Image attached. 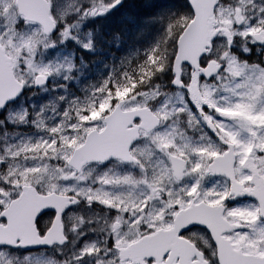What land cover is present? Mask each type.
Returning a JSON list of instances; mask_svg holds the SVG:
<instances>
[{
	"label": "flooded vegetation",
	"instance_id": "1",
	"mask_svg": "<svg viewBox=\"0 0 264 264\" xmlns=\"http://www.w3.org/2000/svg\"><path fill=\"white\" fill-rule=\"evenodd\" d=\"M219 4L223 10L219 27L231 35L218 40L209 56L227 51L228 57L220 61L218 75L202 80L200 85L240 83L246 100L228 113L223 107L216 109L212 102L210 108L202 105L198 109L185 89L188 77L184 76L183 87L174 94L179 95L187 113H179L183 108L172 102H126L123 109L127 112L148 107L158 118V126L145 132L141 118L135 117L125 126L126 131L134 127L137 131L132 147L127 149L129 160L112 159L85 167H93V174L106 171L113 178L120 177L118 181L97 182L119 196L80 199L69 210L74 213L73 219L63 214V235L55 242L47 248L17 252L55 255L56 260L68 256L70 260L61 264H97L98 260L106 264L115 239L122 264H148L149 257L151 264H207L194 245L204 244L207 230L197 229L199 233L190 239L177 234L185 224L197 221L211 230L222 264H264V237L244 242L243 233L233 240L237 234L230 232L253 223L264 227V156L257 155L264 152V42L252 39L264 37V26L260 25L264 21V0H220ZM18 8V0H0V30L5 12L13 11L22 23L26 22ZM16 39L14 35L10 41ZM0 43H10L3 31ZM246 91L251 92L249 99ZM193 98L205 102L203 97ZM114 106L111 102L110 110ZM129 117L130 113L125 121ZM168 121L179 123L174 132ZM122 177L124 181H120ZM240 192L255 195L259 203L256 205L251 195H239L226 200L229 209H225V197ZM19 194L18 186L11 196ZM104 201L108 203H101ZM174 205L179 207L173 210ZM125 212L129 217L139 215L129 223ZM53 218L54 213L49 211L41 221L42 231ZM121 223L126 227L120 229ZM91 247L100 251L85 254L84 250ZM242 247L246 251H241ZM165 252L169 253L166 260L162 259ZM194 254L197 260L191 259Z\"/></svg>",
	"mask_w": 264,
	"mask_h": 264
},
{
	"label": "rangeland",
	"instance_id": "2",
	"mask_svg": "<svg viewBox=\"0 0 264 264\" xmlns=\"http://www.w3.org/2000/svg\"><path fill=\"white\" fill-rule=\"evenodd\" d=\"M121 0H52L51 13L55 20L60 16L72 11L77 14L78 24H73L63 31V37L56 35V39L48 40L40 32L38 27L26 24L19 28H13L14 12H5L4 34L7 35L8 44L6 49L14 64L17 76L28 86L31 79L33 85L34 73L46 70L45 75L50 79V87L34 90L27 93L26 97L14 103L7 109L0 119V193L1 183H18L30 180L44 182L48 180L55 182L56 178L62 182V187L83 196L80 185L92 182L88 171H84L78 178H73L72 173L61 161L69 156L71 149L78 144V137L85 133L87 127L98 122L96 118L103 110L104 104L109 100L100 92H94L88 87L80 85V77L86 64L81 60L75 62L74 53L65 49L50 52L57 46L64 45V37L74 38L75 28L78 26V47H91L88 37L82 39L79 33L82 22L94 19L98 9L105 13L112 5L120 3ZM72 8V5H74ZM220 12V10H219ZM82 21V22H81ZM17 35L15 41L11 40ZM63 40V41H60ZM78 73V79L73 72ZM80 76V77H79ZM72 82L77 89L69 87ZM213 84L212 86H215ZM205 93L213 92L211 86L204 87ZM250 97V92H246ZM155 93L144 94L141 100H146ZM159 100L164 103H177L184 108L181 99L177 96H166ZM214 102V96H211ZM238 84L234 87H226L225 94L218 97L222 104L229 101L241 100ZM136 99L132 101H139ZM223 107V105H222ZM179 123L168 121V127L175 131ZM12 127V129H6ZM16 128H21L17 130ZM2 162V163H1ZM106 177V176H102ZM75 184V188L71 184ZM85 192L86 189L83 188ZM90 196H99L96 191L89 190ZM7 194L6 192H2ZM6 200L0 194V205H5ZM19 264H29L24 261L23 255ZM32 257V256H31ZM35 258V257H33ZM41 264L46 259L40 257Z\"/></svg>",
	"mask_w": 264,
	"mask_h": 264
},
{
	"label": "trees",
	"instance_id": "3",
	"mask_svg": "<svg viewBox=\"0 0 264 264\" xmlns=\"http://www.w3.org/2000/svg\"><path fill=\"white\" fill-rule=\"evenodd\" d=\"M189 17L185 0H124L112 14L96 21L106 44H100L101 54H86L92 84L104 78L97 70L112 66L116 83L133 93L167 87L175 41ZM156 49L166 57L162 72Z\"/></svg>",
	"mask_w": 264,
	"mask_h": 264
},
{
	"label": "snow or ice",
	"instance_id": "4",
	"mask_svg": "<svg viewBox=\"0 0 264 264\" xmlns=\"http://www.w3.org/2000/svg\"><path fill=\"white\" fill-rule=\"evenodd\" d=\"M215 7H222L219 4V0H217V5L214 6V8ZM50 8H51V3L49 5V13L51 14ZM16 24L17 23L13 24V28H16ZM260 25L264 26V21H261ZM2 31H4V27H3V30H0V32H2ZM181 31H183V29H181ZM44 32L45 33L48 32L47 27L44 28ZM230 35H231V33H229L228 35H223V34L218 33L212 37V39L210 41L211 46L208 48L207 51L201 52L199 57H197V60H196V63L198 64L199 69H202V70L198 71L196 69H193L192 64L187 60L180 61V64H179L180 72H181L182 68H190L192 70L190 80L184 84V86L187 88V90H188V86L192 83V73L193 72L196 73V85H197V87H199L201 84L199 77L201 75L210 76L213 72H215L219 68L220 61L227 59V57H228L227 51L221 52L220 55L216 56V57H210L209 52L212 49V46H214L218 40H220L222 37L228 38V36H230ZM252 39H254L256 41L264 42V37L257 36V37H252ZM155 51H156V53H158L159 50L156 49ZM157 55L160 58L159 59V65H160V70H161L160 72H162L165 69L166 57H165L164 52H162V51H159V54H157ZM149 59L151 60L152 57H150ZM174 60H175V53L171 59L172 66H173ZM205 61H207V63ZM227 66H228V64H227ZM242 71L243 70H241L240 74H242ZM46 74H47L46 70H42L40 73L41 78H43ZM174 76H175V78L173 80V83L181 84L180 74L177 77V72L174 71ZM39 81L40 80H37V82H39ZM213 95L214 94L210 91L204 93L203 94V98L205 101L204 103H201L197 100H194V98L191 95L190 96H191V100L195 103L196 107L199 109V108H201L202 105H206L207 108H210V106H211L210 97ZM204 114L205 113L202 111L201 115H204ZM129 147L131 148L132 145H130ZM257 155L264 156V152H257ZM239 195H251L255 198L256 205L259 203L257 201V198L255 195H252V194L247 193V192H240V193H235V194H232L228 197H225V199L223 201L225 209H229L225 206V201L230 199V198H234L236 196H239ZM104 203H108V201H104ZM178 207H179L178 205H174L173 210H176ZM2 209H3V206L0 205V225L7 224L9 221V217L4 214ZM49 209H52V208L41 209L40 212H38L36 214L35 218L33 219V224L35 225L36 233H37L38 237L40 238L38 241H36V242H20L19 240L0 241V245H3V246H7V245L24 246V245H28V244H44V243L52 244L53 242H55L56 240L46 239V237L49 235V229L52 227L51 223L43 231L40 228L41 221L44 219V217H46L48 215ZM145 211H147V206L145 207ZM118 212H119V210H118ZM136 215H139V213H137ZM136 215L129 217L128 213L125 212L124 218L128 219L129 223H132L136 219ZM117 216H119V215H117ZM260 220H261V218L258 216V221H260ZM125 227H126V225H124L122 223L120 224V229H123ZM197 229L207 230V234H208L207 237L203 236L204 237V244L203 245L198 243V242H194V245H195L197 251L201 254L202 259L207 261V264H222V261L220 259L219 254H218L217 242L212 237L211 230L209 229L208 225L199 223L197 221H192L190 223L185 224L183 227H181L177 234L181 237L186 238V239H190L191 236H194L196 233H199L196 231ZM245 229H247V230H245ZM230 232L237 234L236 236L233 237V240L238 239L240 234L243 233L244 242H247V240L252 239V238L264 237V227L258 225V223H253L250 227H244L242 225L241 228L231 229ZM185 234H187V235H185ZM205 250H207V255L205 254ZM99 251H100V249H98L96 247H91V248L85 249L84 253L87 255H92L93 253H97ZM109 251L112 254H111V257L106 261V264H122L121 257L119 255V249L117 248V241L115 239H114L113 244H112V249H110ZM241 251H246V249H243V247H242ZM168 256H169V253L165 252L162 259L166 260V259H168ZM23 259H24V261L29 262V264H41L40 257L33 258L31 256H25ZM147 259H148V264H151L152 257H149ZM191 259L197 260V256L194 254L191 257ZM19 262H20L19 256H15L14 254H9L6 251H0V264H19ZM48 264H54V262L49 261ZM97 264H105V261L98 260Z\"/></svg>",
	"mask_w": 264,
	"mask_h": 264
},
{
	"label": "water",
	"instance_id": "5",
	"mask_svg": "<svg viewBox=\"0 0 264 264\" xmlns=\"http://www.w3.org/2000/svg\"><path fill=\"white\" fill-rule=\"evenodd\" d=\"M188 3L192 7L195 16L177 41V53L172 66V73L174 75V71H176L177 77L180 74V61L187 60L195 67L197 57L204 51L213 35L211 31L213 24L212 9L216 0H188ZM23 4L26 6L27 0ZM31 14L34 16V20L40 22L44 28H48V32L52 29L51 20L47 15L46 8H35L31 11ZM9 71L8 68L4 71L6 77ZM10 81L14 80L11 78ZM172 85L176 86L177 84L172 81ZM8 89L9 92L5 94L12 98L16 97L21 91L20 85L15 82H12ZM75 164H78V161Z\"/></svg>",
	"mask_w": 264,
	"mask_h": 264
}]
</instances>
